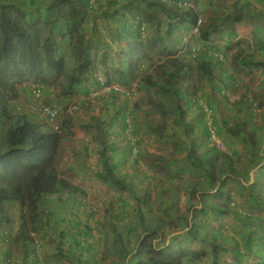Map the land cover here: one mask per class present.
<instances>
[{
	"label": "rangeland",
	"instance_id": "rangeland-1",
	"mask_svg": "<svg viewBox=\"0 0 264 264\" xmlns=\"http://www.w3.org/2000/svg\"><path fill=\"white\" fill-rule=\"evenodd\" d=\"M45 1L51 0H37L41 3ZM113 1L115 0H106L102 4L99 0H93L92 5L96 8L88 9L90 16L84 24L87 35H92L91 32L98 33L101 27L103 36L113 35L114 39L110 42L106 41L101 46L99 44L101 40H96V36L91 38L90 56L93 66L90 68L89 75L84 76L80 84L76 83L73 74L76 66L70 57L68 41L58 38L56 45L65 62L64 70L59 75L47 72L40 79L27 76V80L19 86V91L23 89L25 93L30 92V103L32 88L37 86L43 88L47 103L61 110L59 125L64 126L60 132L64 140L56 153L55 168L60 176L82 187L85 207L79 215L68 213L67 219L70 220V226L72 221L79 219L81 222L86 221L90 236L83 234L79 229H72L69 232L71 234L66 231L60 233L59 228L52 230L49 227L51 222L49 217L41 211L39 217L42 231L35 232V225L32 219H29L28 234L32 240L23 243L18 238V230H16L17 221L19 222L18 211L14 212L13 209H9L12 217V224H10L14 231L7 232L9 241L0 247V264H84L85 259L90 264H123L120 251L123 252L125 248L129 253L134 254L136 244L141 239L146 242L145 244L150 243L151 246L156 247L158 253L163 250V256H183L186 262L194 256L191 252L192 247L200 248L196 242H193L195 239H192V235L202 237L198 234L199 230L200 232L205 231L203 236L207 235L212 240L211 234L218 232L215 241L219 246L215 259L211 257V253L205 252L206 256L198 261H191V264H236L237 248H235L234 241L239 243L240 248L243 246L244 251L243 241L251 237L253 229L264 234V210L257 206L249 195L251 194L250 187L256 177L260 185L256 192H252L254 197H259L263 189L262 185H264V154L260 152L264 145V120L261 115L264 113V75L259 68L240 65L242 55L246 52L250 54L252 50L249 42L252 37H255V33L260 31L263 36L264 0H246L252 5L251 8L243 6L245 0H215V2L197 0L198 4L194 9L201 19H205L209 13L217 20V24L227 15H240L242 19L230 25L217 26L215 32L208 30L210 28L208 24L202 30H208L207 33L201 34L202 31L198 33L193 30L191 32L193 35L182 37V41H179L177 36H166L163 20L158 30L147 26V34L142 35L136 41L143 45L138 49L139 54L136 56L132 38L123 36L117 39L113 31L115 30L113 23L112 26L109 23L113 18L124 17L126 20H131L129 11L111 12L109 10L113 7L110 5ZM138 1L145 2L144 0ZM41 3H37V7L31 11L36 12L39 7L42 9L43 4ZM120 3L124 7L129 5V1ZM178 3L182 1L179 0ZM144 5L146 3L140 5L142 9ZM103 10L105 14L102 13ZM29 18L30 21L27 20L26 26L30 25L31 29L43 38L46 28L42 18H34V16ZM120 33L125 34L121 31ZM234 35L239 37L237 41L234 40ZM203 42H207V45L204 46ZM173 45L178 47V54L167 56L173 50ZM192 48L200 51L212 50L222 56L223 63L220 65L223 69L222 80L227 73L234 76L235 92L234 96L233 93H229V100H225L216 91L212 93L214 82L208 78H201L200 74L196 73L193 63L192 73L190 72L188 80L180 85V89L185 90L187 87L189 92L197 97V103L202 111L187 113L184 124L176 125L173 123V116L162 120L159 115L155 114L151 106L153 97L137 91L136 86L138 83L149 82L153 77L155 66L167 58L187 57L186 59L190 62L191 55L188 54V50ZM214 63L217 64L215 61ZM131 65H135L134 72L131 70ZM138 65H140L139 69ZM119 70L123 71V75L119 73ZM105 77H108L110 85L119 86L130 93L129 98L115 95V97L107 98L110 99L111 104L106 102V96H111V94L103 92ZM96 79L100 80V87ZM65 85L68 87L69 95L62 96L59 93L61 87ZM95 93L96 96H94ZM185 98L186 96H183L182 100ZM29 102H22L23 105L19 104L20 108L13 112L32 114ZM72 103L77 106L75 112H69ZM251 103L254 113L249 116L247 104ZM260 104L263 107L258 111L257 106ZM122 105H125L123 106L125 109L121 113L118 111ZM225 106H229L230 110H226ZM128 113L131 116L129 121L132 119V122H126L128 126H124ZM199 114L202 115L201 123L197 122ZM163 122L167 125L165 133L168 137L160 140V137L157 138L150 132L149 123L159 127ZM225 123H228L229 128L237 127V136L228 133ZM195 124L200 127V131L203 126H208L210 130L209 146H203L198 151L205 153L216 145L230 156L236 152L238 156L232 157L233 168L244 177L242 182L240 178L239 181L229 179L222 187L226 195L209 199L211 202L221 203V207L227 203L233 205V213L229 216H221L220 219L217 217L222 214L211 213L202 224L195 219L199 208L195 205L191 211L187 209L189 206L187 202L190 201L191 205L196 203L190 198V193H192L194 184L201 181L202 177L200 171L187 169L188 164L185 159V154L191 148V141L194 138L190 135L186 136L183 133L184 128L189 132L191 130L195 132L197 129H192ZM174 132L177 134L176 137L173 136ZM251 132H254L255 140L259 143L255 146V150L259 149L257 150L259 157L252 163L246 157L248 151H246L243 140H247ZM127 136L129 143L125 139ZM224 139L226 143L223 142ZM66 141L69 142L68 146ZM113 145L122 151L129 148L131 153L125 156L123 153L111 151L114 150ZM248 147L251 149L252 146L248 145ZM103 154L115 161L117 178L126 183V188L107 187L97 181L95 173L101 171ZM152 156L163 157L167 162L155 163ZM135 159L138 161L133 164ZM223 161L222 156L217 163ZM256 162L259 164L258 168L253 167L257 165ZM240 209L244 213L261 216L262 222L256 221L253 227L247 221L241 222L235 215L236 212H240ZM249 209L254 212H249ZM59 215L61 216V213L57 211L55 217L60 218ZM32 218L35 220V216ZM240 223L243 226H240ZM155 226L164 229L163 235L161 230L151 232ZM45 228L46 232L43 233ZM80 228L83 229V226ZM74 239L81 242V249H71ZM258 244L254 241L253 250L246 252L247 264L257 262L256 252L259 253L260 247ZM7 252L9 254L5 258L4 255ZM80 254L82 262H78L77 259ZM214 260L217 262L215 263Z\"/></svg>",
	"mask_w": 264,
	"mask_h": 264
},
{
	"label": "trees",
	"instance_id": "trees-1",
	"mask_svg": "<svg viewBox=\"0 0 264 264\" xmlns=\"http://www.w3.org/2000/svg\"><path fill=\"white\" fill-rule=\"evenodd\" d=\"M15 1V2H12ZM0 0V232H3V228H7L11 223L10 207L11 204L16 203L18 205L19 214V229L18 238L23 242L32 240V237L28 234V220L32 219L35 232H41L40 226V213L45 212L50 219V227L52 230H57L58 226L65 223L69 227L68 207L75 204V198L82 194L83 190L71 184L67 179L60 176L55 168V157L58 148L64 140L60 132L63 130V125H60L58 130H54L50 126H44L41 124L32 123L29 121V115L31 113H14L20 107L17 105L19 99V86L25 82L28 77L34 79L43 78L47 72L59 75L65 67V62L62 55L57 48V39L68 41L70 48V57L72 58L75 69L73 74L76 83L80 84L84 76H88L90 68L93 66L90 52L91 38L96 36V40H101L99 44L105 43L107 37L103 36L102 29L99 27V34L92 33L87 35L84 28L85 22L89 19V10L96 8L89 0H51L43 3L37 2V0ZM102 4L106 0H99ZM125 1V0H123ZM122 1V2H123ZM129 5L125 6L129 11V16L132 19L127 20L128 28L124 27V35H121L120 29L113 30L116 36H126L132 38L134 46V55L136 56L138 49L143 45L136 43V41L146 35L148 32L147 26L151 29L158 30L161 27V22L165 21L164 33L167 37L177 36L179 41H182V37L193 35L191 32L196 29L199 33L210 24L209 31L217 30V26L230 25L235 22H240L242 16L227 15L217 24V20L209 13L205 19H201L199 14L195 11L194 7L197 6V0H181L190 1L191 7L176 6L179 0H171L176 5L168 6L161 0H155L149 2H141L138 0H127ZM125 1V2H127ZM211 1V0H207ZM43 4V8L37 9L36 12L31 9L37 7V3ZM215 2V0H212ZM146 3L141 8V4ZM109 4V3H108ZM116 3L113 1L111 6ZM212 4V3H210ZM215 4V3H214ZM130 6V7H129ZM212 6V5H210ZM243 6L251 8L246 0ZM123 5L117 12H122L125 8ZM214 8V6H212ZM99 10V9H98ZM29 11V12H28ZM101 11V10H100ZM133 11V12H132ZM102 13L105 14L103 10ZM41 17L44 27L46 28V34L43 38L34 32L30 25L26 26V23L30 21L29 17ZM28 20V21H27ZM200 21V22H199ZM199 22V23H198ZM217 24V25H216ZM131 32H130V30ZM208 30H204L201 34L207 33ZM260 34V37H259ZM98 35V37H97ZM235 36V35H234ZM233 36V37H234ZM106 37V38H105ZM110 37H113L110 36ZM252 43L254 52L249 54L246 52L240 59V65L248 68L260 69L262 75H264V62L257 59L256 52H264V33L257 31L255 37H252ZM207 43V42H206ZM203 42L204 46H206ZM203 46V45H202ZM107 48V47H106ZM207 48V47H204ZM172 51L167 56L177 55L178 47L173 45ZM192 50V51H191ZM188 50V54L191 55L190 62L187 57L178 56L173 58H167L162 63L157 64L153 70V77L149 82L138 83L137 91L143 92L147 96L153 97L151 100V106L153 112L160 116L162 120H165L169 116H173V123L176 125L184 124V120L187 113L200 112L202 108L198 105L197 97L193 96L186 87L185 90L180 89V85L186 82L190 76L192 70V64L194 63L196 73L200 74L201 78L211 79L213 83L212 93L217 92L218 95H222L225 100H229L230 92L234 96L236 84L233 82L234 76L225 74L223 76V69L220 65L223 61H220L217 57V52L212 50L192 48ZM205 51V53H203ZM205 55V56H204ZM205 57V58H204ZM207 57V58H206ZM212 58V60H211ZM217 62L216 63H214ZM191 63V64H190ZM137 64V63H136ZM135 65H131V70L134 72ZM140 65H138V69ZM118 71V70H117ZM123 71L119 70V73ZM192 73V72H191ZM133 74V73H132ZM106 83L103 86H111L108 77H105ZM98 85L100 87V80ZM68 87L62 86L60 95L67 96ZM115 93V92H114ZM106 96V98L115 97V94ZM125 96L126 99L129 96ZM154 96H157L154 98ZM183 96H186L184 100ZM185 101V102H184ZM111 104L110 99L107 100ZM47 103V100H46ZM48 104V103H47ZM125 105L119 107L118 112H124ZM248 115L251 116L254 113L253 104H247ZM257 110L260 111L263 106L258 105ZM226 110H230L229 106H225ZM131 112V111H130ZM61 114V113H60ZM130 113L126 114L128 121L131 116ZM264 120V113L261 114ZM129 116V117H128ZM58 117L57 123L59 124ZM202 115H197L198 123H201ZM130 123L132 122L129 121ZM195 122V123H197ZM197 123V124H198ZM197 124L192 126L197 130L189 132L184 128V134L190 135L194 139L191 141V148L185 154L187 161V169L200 171L202 174L201 181L194 184L190 198L196 201L194 205L191 202H187L189 205L187 209L191 211L195 205L199 208L198 215L195 217L201 224L207 220V217L211 213L222 214L221 216H229L233 213V205L229 203L221 207V203L215 201H209L211 198H221L226 193L222 190L223 185L229 180L242 182L243 175L239 174L233 168L232 157L238 156L236 152L230 156L226 152H222L219 147L213 145L205 153L199 152L203 146H209L210 130L208 126L197 127ZM124 126H128L126 121ZM167 125L163 122L162 126H156L149 123L150 132L155 137H160V140H164L168 137L165 133ZM228 133L233 136H237V127L229 128L228 123H225ZM199 130V131H198ZM173 136L177 134L174 132ZM248 139H243L246 145V157L250 159V163L255 159H258L257 150L255 146L259 144L255 140L254 132L249 133ZM129 143L128 136L125 137ZM249 141V142H248ZM226 143V139L224 141ZM248 143V144H247ZM212 144V143H211ZM251 145V149L248 147ZM261 145V144H260ZM264 147V145H263ZM111 151L123 153L125 156H129L131 150H121L117 146H112ZM129 150V153H128ZM133 150V149H132ZM106 152V146H105ZM224 157V161L217 163L220 157ZM101 171L95 173L97 181L107 187L122 186L126 188V183L117 178L116 164L114 160L107 158L104 154L101 156ZM155 163H165L166 159L163 157H153ZM138 160H134L133 164H136ZM257 164V162L255 163ZM252 166V165H251ZM259 164L254 165L257 168ZM259 181L255 180L251 185L250 197L257 206L264 210V185H262V192L259 197H254L252 192H256L259 188ZM239 193V192H238ZM241 196V194H240ZM54 198L55 201L46 202V199ZM56 200H59L57 202ZM212 200V199H211ZM249 202V198L247 199ZM70 204V205H68ZM52 205L56 208L53 209ZM256 206V205H253ZM61 213L63 218L53 215L52 210ZM67 208V209H66ZM10 209V210H9ZM71 209V208H69ZM256 210V209H255ZM249 212L253 213L254 210L249 209ZM71 214V212H69ZM235 213V212H234ZM76 215V214H74ZM238 218L243 221H247L249 225H254L256 221H261V216L251 215L250 213H244L242 209L240 212H236ZM35 216V220L34 217ZM142 216V215H141ZM216 216V215H215ZM68 220V221H67ZM79 227V231L82 230L83 234L90 236V231L86 226V223L81 221L75 222ZM39 224V225H38ZM248 225V224H247ZM83 226V229L80 227ZM240 226H243L240 223ZM161 227V226H160ZM66 228V232L71 234L72 230ZM146 230H149L146 228ZM161 230L163 235L164 229L155 226L151 232ZM149 232V231H146ZM204 232H200L202 237L198 238L192 235V239H195L200 248L192 247L191 252L194 256L190 261H184L183 256H163V250L161 253L156 251V247L149 244L142 239L136 244L134 254L129 253L125 248L124 251H120L121 261L123 264H191V261H198L203 256H206L205 252L211 253L213 259L216 258L218 249V243L215 239L218 237V232L211 234L213 240L207 235L203 236ZM251 232V237L243 241V246L240 248L239 243L235 242L236 264H247L245 261L246 252H250L252 243L257 241L259 244V253L256 252L257 262L254 264H264V234L259 233V236L255 237ZM60 234V233H59ZM120 238V237H119ZM174 238V237H173ZM78 240H73V247L71 249L82 248ZM147 245V247H146ZM90 249L89 247H87ZM145 253V255H142ZM71 254H74L71 252ZM75 255V254H74ZM5 258L8 257L4 255ZM4 258V259H5ZM82 255L77 256L78 262H82ZM37 261V260H36ZM35 261V262H36ZM216 263L217 260H214ZM84 264H90L87 259L84 260Z\"/></svg>",
	"mask_w": 264,
	"mask_h": 264
},
{
	"label": "crops",
	"instance_id": "crops-1",
	"mask_svg": "<svg viewBox=\"0 0 264 264\" xmlns=\"http://www.w3.org/2000/svg\"><path fill=\"white\" fill-rule=\"evenodd\" d=\"M121 1H123V0H115L114 2L116 3L115 5H113V7H111L109 10L111 11V12H117V9H119L120 7H121ZM125 1H127V0H125ZM122 11H125V12H128V9L127 8H124V9H122ZM133 12V11H132ZM130 14V13H129ZM131 19H132V17H131ZM114 22H115V25H114ZM127 20L126 19H124V17L122 18H113V20H110V24H111V26H112V23H113V28L115 29V30H117V29H120L121 30V32L123 33V28L124 27H127L128 28V24H127ZM116 23H117V25H116ZM102 34H103V32H101ZM122 35V34H121ZM117 37V39H120L119 38V36H116ZM234 40H238L239 39V37H237L236 35L234 36ZM112 39H114V36L113 37H107V41L108 42H110V40H112ZM235 41V42H236ZM249 45H250V47L252 48V50L250 51V54L251 53H253L254 52V47L252 46L253 45V43H252V40L249 42ZM256 54H257V59L259 60V61H261V62H264V52H256ZM264 67V66H263ZM261 71V70H260ZM264 80V79H263ZM260 83V82H259ZM262 87H263V85H262ZM19 90V89H18ZM30 92L29 93H25V92H23V89H21V91H19V99H18V101H17V105H19V104H22L23 105V103L22 102H24V103H26V102H29V98H30ZM23 95V96H22ZM107 100H109V99H107L106 98V101ZM22 101V102H21ZM30 103V102H29ZM20 108V107H19ZM18 108V109H19ZM15 112V111H14ZM25 114H27V113H25ZM29 115V121H31L32 123H36V124H41V125H44V126H47L48 124L46 123V122H44V120H43V118H40V117H37V116H34V115H30V114H28ZM40 120V121H39ZM67 143H66V145L68 146V144H69V142L68 141H66ZM260 152H262V154H264V147H262L261 149H260ZM258 168V167H257ZM259 171V170H258ZM254 180H258L259 181V179L256 177V179H254ZM72 184V183H71ZM74 185V184H73ZM77 186V185H76ZM79 187V186H78ZM80 188H82V187H80ZM51 201H55L54 200V198H48V199H46V202H51ZM57 202H59V200H56ZM84 201H85V197H84V194H83V192H82V194H80V195H78L76 198H75V204H73L71 207H68V211L69 212H71V214L72 215H74V214H76V215H79V213H81V211L83 210V208L85 207V203H84ZM68 205H70V204H68ZM84 205V206H83ZM52 208L53 209H55L56 208V206L55 205H52ZM52 208L50 209V210H52ZM69 208H71V209H69ZM10 209H13L14 210V212H17L18 211V205L16 204V203H13V204H11V207H10ZM17 210V211H16ZM58 211V210H57ZM68 212V213H69ZM52 213H54L53 215L55 216V213H57V212H55V210H52ZM63 218V216L61 215V219ZM11 219H12V217H11ZM55 219H56V217H55ZM68 221V220H67ZM80 221V219L77 221V222H79ZM70 222V220L68 221V223ZM73 223H71V226H69V227H67L66 226V224L65 223H63V224H61L60 226H58V228H59V230H60V233L63 231V232H65L66 230V228H70L71 230L72 229H79V227L76 225V221H72ZM83 223H86V221H83ZM255 224L254 225H256V223L257 222H254ZM12 224V223H11ZM10 224V226L9 227H7V228H3V232H0V247H1V245H6V243L9 241L8 239H9V237H8V233L7 232H10V233H12L13 231H14V229H13V227H12V225ZM254 225H252L251 227H253ZM49 227H50V223H49ZM51 228V227H50ZM19 229V224H18V221H17V228H16V230H18ZM69 229V230H70ZM51 230V229H50ZM253 231H256L257 233L255 234V233H253V235L255 236V237H257V236H259V232H258V230H255V229H253ZM44 232H46V228L43 230V233ZM48 232V231H47ZM79 249H81V248H79ZM33 250V252L35 253V250L34 249H32ZM7 254H9L8 252L6 253V255ZM79 256V255H78ZM258 261V260H257Z\"/></svg>",
	"mask_w": 264,
	"mask_h": 264
},
{
	"label": "built area",
	"instance_id": "built-area-1",
	"mask_svg": "<svg viewBox=\"0 0 264 264\" xmlns=\"http://www.w3.org/2000/svg\"><path fill=\"white\" fill-rule=\"evenodd\" d=\"M161 1L168 6L176 5V4H174V2H171L168 0H161ZM176 6H178V7H181V6L191 7V2L190 1H182V3H177ZM217 57L220 61L223 60L222 56L217 55ZM103 92L112 93V94L115 92L116 94L115 93L114 94L119 95V96H123V95L129 96V94H130L127 91H124L119 86L105 87L103 89ZM31 93H32L31 94L32 100L30 103V110L32 111V114L43 118L51 128H53L54 130H58L60 125L57 123V120H58V117L61 113L60 108H58L56 106H51V105L46 103V100H45L44 94H43V88H41L39 86L33 87ZM96 95L97 94L95 93L94 96H96ZM76 109H77V106L74 103H72V105L69 107V112H71V111L75 112ZM126 122H129L128 119L126 120Z\"/></svg>",
	"mask_w": 264,
	"mask_h": 264
},
{
	"label": "clouds",
	"instance_id": "clouds-1",
	"mask_svg": "<svg viewBox=\"0 0 264 264\" xmlns=\"http://www.w3.org/2000/svg\"><path fill=\"white\" fill-rule=\"evenodd\" d=\"M193 1V0H192ZM91 2H93V0L91 1ZM223 61V60H222ZM112 86V85H111ZM103 88H105V86H102ZM107 87H110V86H107ZM119 96V95H118ZM120 97H122V98H125V96H120ZM72 102H74V101H72ZM31 115H34V114H31ZM34 116H36V115H34ZM38 117V116H37ZM41 118V117H40ZM49 126V125H48Z\"/></svg>",
	"mask_w": 264,
	"mask_h": 264
}]
</instances>
